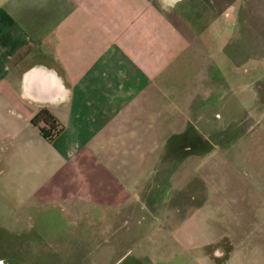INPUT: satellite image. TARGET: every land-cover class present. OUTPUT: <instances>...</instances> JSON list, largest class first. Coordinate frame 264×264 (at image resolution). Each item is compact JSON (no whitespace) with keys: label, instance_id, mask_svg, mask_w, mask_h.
<instances>
[{"label":"crops","instance_id":"crops-1","mask_svg":"<svg viewBox=\"0 0 264 264\" xmlns=\"http://www.w3.org/2000/svg\"><path fill=\"white\" fill-rule=\"evenodd\" d=\"M64 236L264 264V0H0V264Z\"/></svg>","mask_w":264,"mask_h":264},{"label":"rangeland","instance_id":"rangeland-1","mask_svg":"<svg viewBox=\"0 0 264 264\" xmlns=\"http://www.w3.org/2000/svg\"><path fill=\"white\" fill-rule=\"evenodd\" d=\"M175 204V201L171 204ZM174 209H180L177 206H173ZM52 219V217H50ZM45 223V230L49 232L50 227L48 223V219H43ZM35 224H28L27 230L28 233H32L34 236L37 233V219H34ZM58 228H61L62 225L57 222ZM53 229V227H52ZM80 241L70 240L65 236L62 238L61 243L63 244L62 249L55 253L56 250L50 249L49 247L41 248L40 254L37 256V240L31 242H24L20 246H18L17 253L18 255L15 256L11 254L8 258L9 263L15 264V261H18V264H86L85 262L88 261V258L92 261L93 264H111L114 263V256L110 254V252L105 249L100 256H94L95 252H92L89 256H86V249L83 248ZM97 243V242H96ZM98 260V262H97ZM130 260L128 261V263Z\"/></svg>","mask_w":264,"mask_h":264},{"label":"trees","instance_id":"trees-1","mask_svg":"<svg viewBox=\"0 0 264 264\" xmlns=\"http://www.w3.org/2000/svg\"><path fill=\"white\" fill-rule=\"evenodd\" d=\"M32 124L40 129L47 141H53L62 132V126L48 110L39 112L32 120Z\"/></svg>","mask_w":264,"mask_h":264}]
</instances>
